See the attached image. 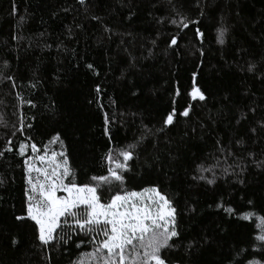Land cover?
<instances>
[{"label":"trees","instance_id":"16d2710c","mask_svg":"<svg viewBox=\"0 0 264 264\" xmlns=\"http://www.w3.org/2000/svg\"><path fill=\"white\" fill-rule=\"evenodd\" d=\"M182 19L195 23L181 28ZM261 70L264 0H0V264H78L94 247L73 227L42 245L33 221L15 219L25 215L31 155L18 154L20 143L64 151L77 184L107 175L105 154L135 144L124 184L98 188L102 201L158 186L177 210L180 237L164 252L172 264L264 262ZM193 72L205 101L188 95ZM173 99L175 123L158 132ZM57 133L63 147L49 143ZM201 174L214 183L193 179Z\"/></svg>","mask_w":264,"mask_h":264},{"label":"snow or ice","instance_id":"6c2138e0","mask_svg":"<svg viewBox=\"0 0 264 264\" xmlns=\"http://www.w3.org/2000/svg\"><path fill=\"white\" fill-rule=\"evenodd\" d=\"M80 3L83 4L84 0H80ZM172 23L177 21L173 20ZM178 23L181 28H188L189 23L195 22L182 19ZM227 31L225 27L218 29L219 43H224ZM195 35L201 41L203 40L204 33L199 28H196ZM169 43L170 46H176L177 37L172 36ZM201 55H203L202 52ZM87 67L92 69L93 66L89 64ZM247 71L255 74L257 65L250 63ZM261 75L264 76V70H261ZM196 76L197 73L193 72V84L188 95L192 100L205 101L207 96L196 85ZM180 94L179 88H175L173 96L178 97ZM171 105V111L164 116L162 127L157 129L158 132L164 131L175 123L177 116L175 99L172 100ZM190 111L191 105H188L179 115L188 117ZM110 123L108 115L105 114V135H108L107 125ZM261 127L264 128V124ZM20 130L22 131L23 128L21 127ZM251 131L255 132V129ZM143 138L142 134L141 140ZM49 143L60 144L63 147L59 133ZM236 143L243 144V140H238ZM136 147L135 144L128 145L121 149L116 157L111 151L106 153L104 159L108 164L107 175L92 176L90 180L95 183L77 184L74 171L64 151H51L45 146L44 153L40 155V149L36 144L20 143L18 154L26 156L30 150L31 155H27L23 161L28 186L24 193L25 215L15 216V219L33 221L38 229V239L42 245H49L55 241V233L62 225L70 224L85 235L95 233L92 236L95 247L89 254V264H172L164 252L175 247V241L180 237L176 220L177 210L172 200L166 194H162L158 186L145 187L140 191H117L107 201H102L98 192V188L104 185L111 186L114 182L118 185L124 184L123 173L130 170L129 161L133 160ZM5 150L8 152L14 150L10 140ZM3 155L4 152H0V157ZM249 155L253 154L249 153ZM258 166L264 167V161L259 162ZM197 170L201 173L212 171L211 168H206L202 164L197 166ZM193 179L206 180L209 184L214 183V180L207 179L202 174ZM218 206L223 208V205ZM250 218L251 214L244 216L246 220ZM260 226L262 234L256 239L264 242V217L260 218ZM97 237L101 238L97 239ZM186 247L188 251H191L195 244L190 242ZM236 255L239 256L240 252ZM79 264H85V262L81 260ZM230 264L233 262L230 261ZM234 264H245V260L240 259ZM248 264H264V262L248 261Z\"/></svg>","mask_w":264,"mask_h":264},{"label":"rangeland","instance_id":"374dc122","mask_svg":"<svg viewBox=\"0 0 264 264\" xmlns=\"http://www.w3.org/2000/svg\"><path fill=\"white\" fill-rule=\"evenodd\" d=\"M38 166H43V165H38ZM34 175H35V174H34ZM58 195H63V193H58ZM61 227L71 228L72 226L69 224V225H62ZM93 235H95V233L89 234V236H91V240H92V236H93ZM100 238H101V237H97V239H100ZM93 245H94V243H93ZM94 247H95V245H94ZM94 247H93L92 251L94 250ZM92 251L89 252L88 254H86L82 259H80V261L83 260V261L85 262V264H89V262H90L89 254L92 253ZM78 264H79V263H78Z\"/></svg>","mask_w":264,"mask_h":264}]
</instances>
